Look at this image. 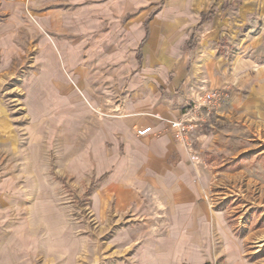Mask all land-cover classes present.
I'll list each match as a JSON object with an SVG mask.
<instances>
[{
    "label": "crops",
    "instance_id": "obj_1",
    "mask_svg": "<svg viewBox=\"0 0 264 264\" xmlns=\"http://www.w3.org/2000/svg\"><path fill=\"white\" fill-rule=\"evenodd\" d=\"M255 1L0 0V80L13 76L12 56L30 55L32 136L51 138L56 127L64 142L79 145L72 166L96 181L95 212H132L145 201L162 209L166 227L136 237L141 264H203L216 256L244 264L241 244L204 198L196 151L175 139L167 121L180 118L185 98L200 89L227 94L211 123L259 111L264 68L243 55L255 42L243 34ZM1 87L4 160L19 151L23 131ZM94 105L108 116L87 125ZM209 123L200 146H208ZM145 125L152 134L136 135Z\"/></svg>",
    "mask_w": 264,
    "mask_h": 264
},
{
    "label": "rangeland",
    "instance_id": "obj_2",
    "mask_svg": "<svg viewBox=\"0 0 264 264\" xmlns=\"http://www.w3.org/2000/svg\"><path fill=\"white\" fill-rule=\"evenodd\" d=\"M3 18L0 12V22ZM243 26L244 38L254 36L255 40L243 55L252 56L255 66L264 68V0L255 1L254 12L243 20ZM22 59L12 56L7 70L13 76L0 80L1 89L6 91L5 103L23 131L19 151L14 155L6 152L5 159H0V173L4 172L0 175L6 179L0 187V264H141L136 253L141 239L136 237L166 227L160 221L162 209L145 201L140 208H131L132 212L116 208L95 212L91 196L96 181L79 176L72 166L71 156L79 145L64 142L61 128L55 127L51 138L30 133L28 127L35 116L28 86L32 65L29 54ZM260 84L264 87L263 77ZM261 96L259 111L252 118L212 122L208 146H200V140L206 139L204 128L192 143L204 198L223 215L231 235L241 244L244 264H264ZM94 106L85 118L87 125L108 116L100 105ZM81 132L89 135V128ZM209 264L230 263L225 256H216Z\"/></svg>",
    "mask_w": 264,
    "mask_h": 264
},
{
    "label": "built area",
    "instance_id": "obj_3",
    "mask_svg": "<svg viewBox=\"0 0 264 264\" xmlns=\"http://www.w3.org/2000/svg\"><path fill=\"white\" fill-rule=\"evenodd\" d=\"M227 99V94L218 89H200L185 98V106L181 117L167 121L175 139L182 142L189 148V153L193 154V142L197 139L196 134L200 132L208 119L212 118L216 109ZM150 125L137 128L138 136L152 134Z\"/></svg>",
    "mask_w": 264,
    "mask_h": 264
},
{
    "label": "trees",
    "instance_id": "obj_4",
    "mask_svg": "<svg viewBox=\"0 0 264 264\" xmlns=\"http://www.w3.org/2000/svg\"><path fill=\"white\" fill-rule=\"evenodd\" d=\"M183 264H187V263H183ZM203 264H209V263L206 262V263H203Z\"/></svg>",
    "mask_w": 264,
    "mask_h": 264
}]
</instances>
